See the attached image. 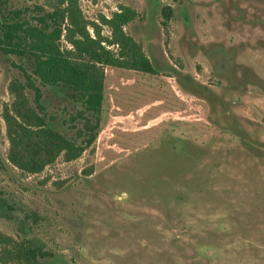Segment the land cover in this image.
I'll use <instances>...</instances> for the list:
<instances>
[{"label": "rangeland", "instance_id": "obj_1", "mask_svg": "<svg viewBox=\"0 0 264 264\" xmlns=\"http://www.w3.org/2000/svg\"><path fill=\"white\" fill-rule=\"evenodd\" d=\"M60 1L8 4L31 16ZM79 2L107 37L103 16L135 10L124 29L155 71L105 66L96 140L29 173L8 159L3 117L25 76L0 52V231L47 264H264V0ZM43 92L74 134L75 105ZM9 250L0 241V264H20Z\"/></svg>", "mask_w": 264, "mask_h": 264}, {"label": "trees", "instance_id": "obj_2", "mask_svg": "<svg viewBox=\"0 0 264 264\" xmlns=\"http://www.w3.org/2000/svg\"><path fill=\"white\" fill-rule=\"evenodd\" d=\"M59 3L52 10L28 16L29 8L11 7L8 0H0V52L19 59L17 67L25 76V81H12L14 100L3 111L10 141L8 159L29 173L42 172L61 155L73 161L96 140L106 100L105 66L155 71L142 45L124 29L134 19L135 10L122 5L110 18L103 16V24L111 30L107 37L96 22L84 16L79 0ZM63 36L70 47L62 46ZM43 87L59 92L60 104L70 101L75 105L76 113L70 118L75 122L74 134L55 126L57 116L50 112ZM8 205L0 197L3 213ZM0 241L20 264H47L46 252L30 239L19 242L0 231Z\"/></svg>", "mask_w": 264, "mask_h": 264}]
</instances>
